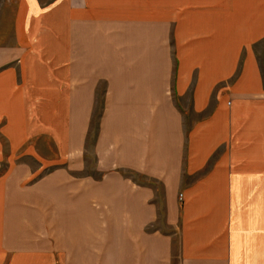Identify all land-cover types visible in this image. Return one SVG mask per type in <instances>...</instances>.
<instances>
[{
    "label": "crops",
    "instance_id": "1",
    "mask_svg": "<svg viewBox=\"0 0 264 264\" xmlns=\"http://www.w3.org/2000/svg\"><path fill=\"white\" fill-rule=\"evenodd\" d=\"M10 14L0 264H264V0Z\"/></svg>",
    "mask_w": 264,
    "mask_h": 264
},
{
    "label": "rangeland",
    "instance_id": "2",
    "mask_svg": "<svg viewBox=\"0 0 264 264\" xmlns=\"http://www.w3.org/2000/svg\"><path fill=\"white\" fill-rule=\"evenodd\" d=\"M14 1L15 0H0V22L4 23L5 26H7L8 23H10V21L12 20V15L10 13H12L13 7H14ZM0 23V24H1ZM100 112L95 111L94 115H93V119L91 121V129H90V133H89V138L87 141V148L91 149V145H92V137L97 129V118ZM88 163H89V167H91V165H93V159H88ZM128 176V175H126ZM135 178L139 179L141 181V178H139L138 176H134ZM152 183V182H151ZM153 186H155L156 188V199L159 205V212H162V191L161 188L158 184L153 183ZM157 225L159 227H162L163 229H168L163 225L162 222V213L159 214V219L157 220Z\"/></svg>",
    "mask_w": 264,
    "mask_h": 264
}]
</instances>
